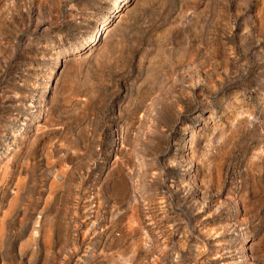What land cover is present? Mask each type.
<instances>
[{"label": "rangeland", "instance_id": "obj_1", "mask_svg": "<svg viewBox=\"0 0 264 264\" xmlns=\"http://www.w3.org/2000/svg\"><path fill=\"white\" fill-rule=\"evenodd\" d=\"M0 264H264V0H0Z\"/></svg>", "mask_w": 264, "mask_h": 264}, {"label": "bare ground", "instance_id": "obj_2", "mask_svg": "<svg viewBox=\"0 0 264 264\" xmlns=\"http://www.w3.org/2000/svg\"><path fill=\"white\" fill-rule=\"evenodd\" d=\"M124 0H120V2L122 3ZM117 12V11H116ZM115 12V13H116ZM115 17V16H114ZM221 246H222V244H221ZM181 248V247H180ZM182 249V248H181ZM182 251H183V249H182ZM181 251V252H182ZM186 251V250H185ZM179 252H180V250H179ZM188 253H190V252H188ZM188 253H186V254H188ZM182 254V253H181ZM225 253L223 252V255H224ZM185 256V255H184ZM223 258V257H222ZM228 258H230V259H232V258H234V256L230 253L229 255H228ZM219 259V258H218ZM225 259V258H224Z\"/></svg>", "mask_w": 264, "mask_h": 264}]
</instances>
